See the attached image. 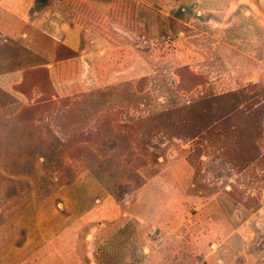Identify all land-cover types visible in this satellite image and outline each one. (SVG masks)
<instances>
[{
	"label": "rangeland",
	"instance_id": "rangeland-1",
	"mask_svg": "<svg viewBox=\"0 0 264 264\" xmlns=\"http://www.w3.org/2000/svg\"><path fill=\"white\" fill-rule=\"evenodd\" d=\"M0 116V264H264V0H0Z\"/></svg>",
	"mask_w": 264,
	"mask_h": 264
},
{
	"label": "trees",
	"instance_id": "trees-1",
	"mask_svg": "<svg viewBox=\"0 0 264 264\" xmlns=\"http://www.w3.org/2000/svg\"><path fill=\"white\" fill-rule=\"evenodd\" d=\"M0 118H1V116H0ZM22 121H23L24 124L20 126V131H23V130H32L33 131L34 130V128H32V129L30 128V126L32 124L28 120H24L23 119ZM22 121L20 120V122H22ZM93 171L95 173L96 178L99 180V182L105 183V180H104L105 174H104V172L102 170H98V169H93ZM112 177H114V176H112ZM114 179L115 178H113V180ZM111 181H112V179H111Z\"/></svg>",
	"mask_w": 264,
	"mask_h": 264
}]
</instances>
